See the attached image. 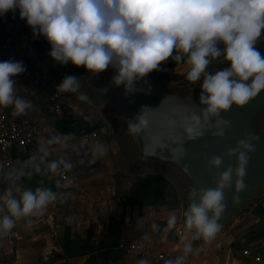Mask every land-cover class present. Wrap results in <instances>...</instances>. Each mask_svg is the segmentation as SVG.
<instances>
[{
    "label": "clouds",
    "instance_id": "clouds-1",
    "mask_svg": "<svg viewBox=\"0 0 264 264\" xmlns=\"http://www.w3.org/2000/svg\"><path fill=\"white\" fill-rule=\"evenodd\" d=\"M17 11L33 39L43 37L48 42V55L57 65L83 67L97 78L111 69L112 85L123 87L126 97L170 59L188 66L187 80L202 79V84L199 114L193 109L181 118L187 141L202 138L213 122L219 129L213 135L223 138L230 122L222 114L233 106L244 108L264 92V56L256 47L264 33V0H0V17ZM221 57L228 66L209 71ZM26 70L23 61H0V107L11 106L13 117L34 109L32 101L20 96L16 88V78ZM80 87V78L66 75L57 91L76 94ZM145 110L149 108H142L135 120L128 121L130 132L141 131ZM254 139L246 135L226 151L225 157L235 160V167L224 168V157L209 159L208 168L218 173L212 180L214 187L199 189V203L192 202L183 213L185 230L193 233V240H214L225 212L226 192L232 190L233 182L238 192L245 190L247 168L256 151ZM41 153L43 163L49 153L44 146ZM61 165L64 170L72 168L65 159L53 160L47 168L56 173ZM35 170L40 171L39 165ZM0 172L12 185L24 175L23 171L4 172L2 165ZM17 191L9 186L0 193V237L8 236L22 220L31 225V218L42 216L60 195L45 187L24 189L19 196ZM176 225L173 213L167 228ZM181 242L184 254L167 264H185L193 252L191 242L184 243L183 237Z\"/></svg>",
    "mask_w": 264,
    "mask_h": 264
},
{
    "label": "crops",
    "instance_id": "crops-1",
    "mask_svg": "<svg viewBox=\"0 0 264 264\" xmlns=\"http://www.w3.org/2000/svg\"><path fill=\"white\" fill-rule=\"evenodd\" d=\"M49 51L48 42L43 37L33 39L25 22L0 17V61H23L27 70L16 78V88L20 96L34 105L27 115L15 119L18 122H34L39 127L37 138L25 151H0V165L4 172L16 170L23 171L25 175L24 180L21 176L12 185V181L6 180L0 172V193L6 187L14 186L19 191L45 187L60 194L42 216L31 218V225L26 220L20 221L13 229V239L9 235L0 237V264H20L22 261L26 264H84L89 255L67 258L61 250L56 260L52 256V234L60 239L65 228L69 229L73 239L88 236L95 246L99 244L93 250L96 264H153L152 259L138 252H120L116 248L120 241H139L155 251L165 252L166 260L162 262L173 260L174 253H182V237L184 243L195 241L193 233L185 230L181 204L177 225L183 229L174 233L167 230L169 216L164 213L169 203L155 206L122 203L125 199L123 195L131 189L137 176L160 173L170 183L172 179L159 170L145 172L125 166L112 129L102 132L105 127L103 112L77 74V68L71 64L64 67L57 65L48 55ZM173 62L170 59L162 66L172 65ZM66 75L80 78L78 93L57 91V84ZM80 95L87 99H79ZM56 101L62 106L60 112L54 110ZM8 109L11 113L12 107ZM68 117L97 126L87 131L81 124L82 128L78 129L79 124L75 123L74 127L78 129L75 134L57 130L56 121ZM41 146L49 153L43 163ZM59 159L70 162L72 168L64 170L61 165L59 172L50 171L47 164ZM6 162L9 165H5ZM37 165L40 168L38 172L35 170ZM62 175H66V179H62ZM118 182L131 184L126 191H118ZM19 191L15 193L17 196ZM257 203L264 204V189L254 202L229 221L228 226L224 224L220 228L214 240L203 242L197 255L190 254L185 264H264L263 221L252 213ZM154 224L157 226L155 229ZM108 240L112 242L111 246L106 244ZM244 249L253 256H244ZM254 256H258L260 261H255Z\"/></svg>",
    "mask_w": 264,
    "mask_h": 264
},
{
    "label": "water",
    "instance_id": "water-1",
    "mask_svg": "<svg viewBox=\"0 0 264 264\" xmlns=\"http://www.w3.org/2000/svg\"><path fill=\"white\" fill-rule=\"evenodd\" d=\"M256 47L264 56V33ZM226 66L221 57L208 70L215 72ZM178 68L174 67L175 70ZM162 71L150 74L146 84L139 83L137 91L126 97L123 87L117 89L112 85L114 72L111 69L97 78L87 74L85 68H77V74L103 112L105 127L102 132L112 129L125 166L145 172L155 169L169 177L172 173L180 179L182 215L192 202L199 203V189L214 187L212 180L218 173L208 168L209 159L213 156L224 157V168L229 165L235 167V160L229 161L225 157L226 151L234 148L246 135L255 138L256 151L247 168L244 182L246 188L238 192L233 182L232 190L226 192L225 212L218 221L221 228L264 187V92L244 108L233 106L228 114H222L230 122V126L223 129V138L213 135L219 130L213 122L202 138L187 141L181 118L193 109L199 114L202 79L192 83L187 80L186 72L184 77L173 80L166 78ZM145 107L149 110L142 114L145 123L141 131L130 132L128 121L135 120ZM181 149L186 151V155H183ZM194 193L197 194L194 196ZM12 232L9 234L10 239H13Z\"/></svg>",
    "mask_w": 264,
    "mask_h": 264
},
{
    "label": "trees",
    "instance_id": "trees-1",
    "mask_svg": "<svg viewBox=\"0 0 264 264\" xmlns=\"http://www.w3.org/2000/svg\"><path fill=\"white\" fill-rule=\"evenodd\" d=\"M5 18L9 21H18V22H25L21 21L19 18V12L17 11L15 15L12 12H9ZM176 63V62H175ZM75 123L79 124V128H83L87 131L93 130L97 125H89L84 120H76L72 117L63 118L56 121V128L60 132L63 133H70L75 134L77 133L78 129H75ZM33 165V164H32ZM25 175L22 176L23 180ZM170 186V181L168 178L163 176L160 173H150L145 176H137L131 189L123 195L125 197L122 200L123 204L128 205H162L169 203V200L166 199L164 196L165 190ZM1 188V186H0ZM252 213L257 215L263 221L264 227V204L257 203L254 208L252 209ZM159 226V222L156 223ZM111 241H106L107 245L111 246ZM235 246L239 247L234 244ZM60 247L63 251V255L67 258L77 257L82 255H89L87 261L84 264H96L94 261L95 255L93 250L99 247L98 245H94L90 242L88 236L83 239L80 238H71L69 229L65 228L64 234L60 238ZM11 264V263H9Z\"/></svg>",
    "mask_w": 264,
    "mask_h": 264
},
{
    "label": "built area",
    "instance_id": "built-area-1",
    "mask_svg": "<svg viewBox=\"0 0 264 264\" xmlns=\"http://www.w3.org/2000/svg\"><path fill=\"white\" fill-rule=\"evenodd\" d=\"M54 110L60 112L62 106L56 101L54 104ZM39 134V127L34 122H18L13 117L7 108L0 107V151L8 152L10 150L25 151L27 147L34 142ZM93 135H95L93 133ZM5 165H9L6 162ZM62 179H66V175L61 176ZM53 248L55 252H60V239L56 234H52ZM116 248L123 253L138 252L143 257L152 259L156 262L166 260V255L162 252L155 251L152 248L145 247L141 243L134 241H120ZM244 256H253L247 249L242 251ZM255 261H260L258 256H254Z\"/></svg>",
    "mask_w": 264,
    "mask_h": 264
},
{
    "label": "rangeland",
    "instance_id": "rangeland-1",
    "mask_svg": "<svg viewBox=\"0 0 264 264\" xmlns=\"http://www.w3.org/2000/svg\"><path fill=\"white\" fill-rule=\"evenodd\" d=\"M175 66H179L178 69H174ZM163 69L162 73L164 76H166V78L170 77L172 78L173 80H177L179 78H182L184 77L186 74V72L189 71V68L188 66H186L185 64L181 63V64H177L175 63V61L173 62L172 65H169V66H162L161 67V70ZM125 151V150H124ZM126 165V163H124ZM146 172H149V171H146ZM170 178L172 179L171 183H170V186L165 190V196H167V198L170 200L169 202V205L168 207L164 210L165 214L167 216H170L171 214H176L177 215V219H178V216L180 214V209H179V205H180V188L182 187V183L180 181V179L175 175V174H172L170 173ZM136 176V174H135ZM134 176V177H135ZM131 183H128V184H124V182H118L117 183V188H118V191H126L128 189V187L130 186ZM264 189V187L257 193L255 194L233 217H235L237 214H239L241 212V210H244L245 208H247V206H249L252 202L255 201V199L258 197V195L261 193V191ZM232 217V218H233ZM231 218V219H232ZM230 219V220H231ZM229 220V221H230ZM229 221H227L225 223L226 226H228L227 224L229 223ZM151 225V224H150ZM223 225V226H225ZM225 228V227H223ZM177 229H183L182 226L179 227V225H176L174 228H171L170 231L171 232H174V233H177ZM168 230V228H167ZM136 243H140L139 241H134ZM192 244H193V252L190 253V254H196L197 255V252L198 250L200 249L199 247L201 246V244H203L204 241H198V240H195V241H190ZM186 243V242H185ZM143 245V244H142ZM145 246V245H144ZM146 247V246H145ZM51 250H52V256H54V259L56 260L57 257H60L58 255V252H55L54 248H53V245L51 246ZM153 249V248H152ZM173 250V249H172ZM133 253H137V252H133ZM162 253H165V252H162ZM131 254V253H129ZM168 256L169 253H166ZM183 246H182V253H180L179 255L174 253L173 255V260H175L178 256H181L183 255ZM188 255L186 260L189 259L191 257V255ZM122 255V254H121ZM119 254V256H121ZM178 255V256H177ZM118 256V255H117ZM169 258V257H167ZM49 261V260H48ZM153 264H167V261L166 262H162V261H159V262H156L154 260H152ZM47 262V261H46ZM186 263V261H185ZM20 264H26L25 261H22L20 262Z\"/></svg>",
    "mask_w": 264,
    "mask_h": 264
}]
</instances>
